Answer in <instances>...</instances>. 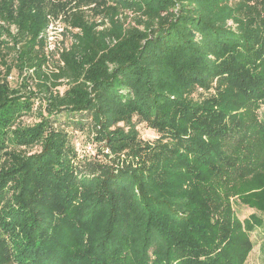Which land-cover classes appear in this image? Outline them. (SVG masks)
Returning a JSON list of instances; mask_svg holds the SVG:
<instances>
[{"label": "trees", "instance_id": "16d2710c", "mask_svg": "<svg viewBox=\"0 0 264 264\" xmlns=\"http://www.w3.org/2000/svg\"><path fill=\"white\" fill-rule=\"evenodd\" d=\"M263 105L264 0H0V264H244Z\"/></svg>", "mask_w": 264, "mask_h": 264}, {"label": "rangeland", "instance_id": "374dc122", "mask_svg": "<svg viewBox=\"0 0 264 264\" xmlns=\"http://www.w3.org/2000/svg\"><path fill=\"white\" fill-rule=\"evenodd\" d=\"M55 2L57 1H62V0H53ZM51 19H54V17H51ZM60 28V21H52L49 26V40L51 41V45L54 46L55 41L57 40V33L61 31H56L54 29ZM13 57V56H12ZM13 60L10 57L9 58V63H12ZM22 77H24L21 73V71H16L14 69L11 73V76L7 78L10 82V84L13 87H18L19 84L22 82ZM202 95H205L202 90H199L197 93H195L194 97L196 99H199L202 97ZM260 117L263 119L264 118V105L262 108L259 110ZM37 122V113L33 112L32 114H29L25 116L22 119V123L25 125H33ZM139 131V135L143 141H149V142H154L156 139H158L159 135L152 129L148 128L146 124H139L137 127ZM75 138L74 141L77 146V150L80 154L85 155L88 154L90 155L95 151L93 147V151L90 152L88 150L89 145H93L90 142V137L87 132H75ZM37 148L33 149L31 152H35ZM231 204H232V210L234 213V216L239 219L242 223H244L245 220L249 219L251 215L255 214L257 215L261 221L262 225H257L254 227L255 229L251 230L248 235L253 243V248L250 251L246 261L244 264H264V214L260 213L258 210L255 208H252L248 205L242 204L239 200L238 197H232L231 198Z\"/></svg>", "mask_w": 264, "mask_h": 264}, {"label": "built area", "instance_id": "2783aa9c", "mask_svg": "<svg viewBox=\"0 0 264 264\" xmlns=\"http://www.w3.org/2000/svg\"><path fill=\"white\" fill-rule=\"evenodd\" d=\"M56 29H61V27L60 28H56ZM61 31H62V29H61ZM48 44H49V46H50V48H54V46H55V44H54V46H52L51 45V41L49 40V38H48ZM88 150L90 151V152H92L93 151V146H91V145H89V147H88Z\"/></svg>", "mask_w": 264, "mask_h": 264}]
</instances>
